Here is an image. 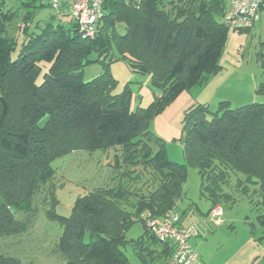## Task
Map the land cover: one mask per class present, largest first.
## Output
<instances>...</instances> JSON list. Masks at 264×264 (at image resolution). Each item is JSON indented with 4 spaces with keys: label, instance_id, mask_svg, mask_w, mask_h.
Returning <instances> with one entry per match:
<instances>
[{
    "label": "trees",
    "instance_id": "trees-1",
    "mask_svg": "<svg viewBox=\"0 0 264 264\" xmlns=\"http://www.w3.org/2000/svg\"><path fill=\"white\" fill-rule=\"evenodd\" d=\"M8 1L0 0V237L24 234L36 193L54 202L51 163L80 151L112 152L113 171L110 184L78 197L67 218L46 212L62 228L56 254L63 264H128L127 245L142 264L147 258L165 264L171 248L141 216L176 212L189 168L198 171L210 210L234 204L233 187L264 203V103L238 108L221 101L214 111L196 103L183 110L178 142L184 164L168 158L163 138L150 129L176 97L221 69L230 31L222 19L226 0H102L93 39L81 38L67 13L29 26L42 5ZM256 57L264 69L263 46ZM116 62L149 77L147 107L131 108L127 85L117 90L110 69ZM92 65L100 73L85 81ZM255 92L264 96V80ZM19 213L26 218L19 220ZM138 222L144 233L127 241ZM0 264L21 263L0 255Z\"/></svg>",
    "mask_w": 264,
    "mask_h": 264
},
{
    "label": "rangeland",
    "instance_id": "rangeland-1",
    "mask_svg": "<svg viewBox=\"0 0 264 264\" xmlns=\"http://www.w3.org/2000/svg\"><path fill=\"white\" fill-rule=\"evenodd\" d=\"M26 0H9V6L16 5L20 7L22 3H26ZM34 5L42 7L35 9L33 13V19L30 21V25L35 23H44L51 16H57L53 13V10L49 7V0H35ZM31 12V9H28ZM25 10L24 12L28 11ZM57 17H55L56 19ZM55 22V20H53ZM20 23V24H18ZM21 29L23 25L20 21L17 23ZM244 47V68L248 70H256L257 79H264V69H262L260 62H253L256 53L259 50L256 49L255 44H251L250 41L245 43ZM113 65V64H112ZM121 62L114 63V68L120 67ZM122 66V65H121ZM100 67L98 65H92L84 70V80L89 81L95 76H91L96 73ZM87 79V80H86ZM148 80V85H150L149 77L146 75H133L132 79L124 80V82H118L120 85V91L123 86L127 85L132 94V99L134 101L133 105L136 107H147L150 102L147 100V93L150 94V97H153V93L146 84ZM199 87V86H197ZM196 88V87H195ZM213 91V90H212ZM192 92L195 91L192 90ZM144 96V99L142 97ZM142 99V101H141ZM237 101V100H236ZM246 102V100H245ZM244 102V103H245ZM207 105V104H206ZM241 102H231L232 107H240ZM211 111L216 109V106L208 105ZM182 118L175 117V122L181 123ZM176 123V124H177ZM154 120L150 124V129L154 131ZM101 151L95 152H74L67 154L63 157H59L51 163V167L54 171V177L52 184H54V202L50 200L46 193H36L32 196L30 200V217L28 218L30 224L26 231L21 233L19 236H9V237H0V255L14 257L20 261L21 264H63V260L56 254L58 239L60 232L62 231L61 226L57 221L48 219L46 212L51 211L56 216L61 218H67L73 208L75 200L78 197H81L87 194L89 191L94 190L96 187H101L104 184H110V181L107 179L112 176V152L106 154L100 153ZM109 160V161H108ZM187 180L184 186V195L183 201L193 200H203V197L200 194L201 180L198 175V171L194 168L188 169ZM234 176V175H233ZM242 181L243 176L237 175ZM235 181V176L233 177ZM251 187V185H247ZM252 191V190H251ZM234 200V204L223 203V209L225 212L231 214H237L241 217H247L249 222L254 228V233L256 234L255 238L264 236V223L260 222L261 215L264 213V203L261 202L256 195H251L252 193H242L240 188L233 187L231 192ZM2 199L0 197V204ZM203 211V209L201 208ZM19 220L26 218V214L19 213L17 214ZM250 225V226H251ZM140 223L135 224L132 229L126 234L127 241L130 239H137L141 232ZM259 239V238H258ZM264 240V239H262ZM125 253V256L128 258V264H142L137 256H135L134 249L127 245L125 248H122ZM147 264H155L149 261L147 258Z\"/></svg>",
    "mask_w": 264,
    "mask_h": 264
},
{
    "label": "crops",
    "instance_id": "crops-1",
    "mask_svg": "<svg viewBox=\"0 0 264 264\" xmlns=\"http://www.w3.org/2000/svg\"><path fill=\"white\" fill-rule=\"evenodd\" d=\"M227 4L226 0V5ZM262 5L260 13L261 19L253 28L246 32L228 31L227 40L224 44V52L222 57H220L221 69L219 72L212 76V78L210 77L208 82L202 86L194 87L188 92H182L154 119V133H156L159 138H163L166 148L165 151L171 161L178 164H184L185 162L181 150L182 146L178 142L181 124L174 120L177 116L178 118H182L183 110L187 109L190 105L202 103L213 107L221 101L229 102L230 105L231 102L234 101L241 102L245 105L251 103H264V96L257 95L255 92L259 81L264 79H257L255 75L256 70L244 68V59L242 57L247 41H250L251 44H255L257 50H260L261 46H263L264 51V3ZM116 31L119 34H123L124 25L117 24ZM256 55L253 56L255 57L254 59H256L253 60V62L257 63L259 61ZM121 65L117 68H114V64L111 65V75H113L118 82L132 79L133 73L129 70L128 66L123 62H121ZM99 73L98 70L91 76H96ZM146 84L148 85V80H146ZM119 87L120 85L116 87L117 90H120ZM192 90L195 91V94ZM146 93L148 96L147 100H149L148 102H151L153 97L151 98L150 94H148V92ZM142 99H144V96ZM130 101L131 108L134 109L133 99ZM105 154L108 156L107 153ZM210 208L211 204L209 201H206L205 198L198 201H183L182 198L181 201H178L175 209L180 216L179 223L181 227H187L192 224L197 225L196 227L199 233L198 236L191 239V244L197 251L196 253L199 254L202 263L264 264V240L258 239L261 237L255 238L256 234L253 232L254 228L249 222V219L247 217L243 218L237 214L234 215L225 212L223 209L221 223L217 225L206 220L207 212H209ZM140 225L142 227L140 228L141 232L137 233L136 230V234H139L138 237L144 233V226L141 223ZM132 227L129 228V230L132 229ZM168 256L169 255L161 261L164 262Z\"/></svg>",
    "mask_w": 264,
    "mask_h": 264
},
{
    "label": "built area",
    "instance_id": "built-area-1",
    "mask_svg": "<svg viewBox=\"0 0 264 264\" xmlns=\"http://www.w3.org/2000/svg\"><path fill=\"white\" fill-rule=\"evenodd\" d=\"M223 14V24L232 31L251 29L261 17L264 0H227ZM53 13H67L76 23L84 39L96 36L98 23L102 17V0H49ZM22 29V27H21ZM223 209L214 206L207 212L206 220L210 223H221ZM146 229L160 242L168 243L171 251L165 264H203L199 254L192 247L191 239L198 236L196 224L181 227L180 216L175 211L167 212L161 218L141 216Z\"/></svg>",
    "mask_w": 264,
    "mask_h": 264
}]
</instances>
